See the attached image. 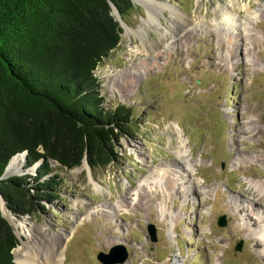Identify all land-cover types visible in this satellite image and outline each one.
<instances>
[{
  "label": "rangeland",
  "instance_id": "obj_1",
  "mask_svg": "<svg viewBox=\"0 0 264 264\" xmlns=\"http://www.w3.org/2000/svg\"><path fill=\"white\" fill-rule=\"evenodd\" d=\"M153 2L172 6L146 9L132 0L118 45L94 70L104 105L129 107L135 130L120 137V156L105 167L85 159L72 169L57 166L52 201L26 214L0 207L19 238L15 264H40L45 254L39 249L35 263L33 250L61 232L71 233L62 264H103L97 253L117 244L127 257L114 264H264L260 231L251 242L243 229L253 227L236 210L252 208L242 191L253 193L264 178V1ZM241 3L256 10L246 24ZM220 6L240 15L221 21ZM18 157L6 176L34 174L39 161L23 171ZM163 202L172 212L166 218L158 211ZM254 210L264 217V204Z\"/></svg>",
  "mask_w": 264,
  "mask_h": 264
},
{
  "label": "trees",
  "instance_id": "obj_2",
  "mask_svg": "<svg viewBox=\"0 0 264 264\" xmlns=\"http://www.w3.org/2000/svg\"><path fill=\"white\" fill-rule=\"evenodd\" d=\"M110 3L121 17L133 8L131 0H0V176L19 153L23 171L39 161L34 174L0 180L15 213L57 198L58 167L117 160L118 140L135 130L129 107L104 105L94 74L120 40ZM18 244L0 211V264H15Z\"/></svg>",
  "mask_w": 264,
  "mask_h": 264
},
{
  "label": "bare ground",
  "instance_id": "obj_3",
  "mask_svg": "<svg viewBox=\"0 0 264 264\" xmlns=\"http://www.w3.org/2000/svg\"><path fill=\"white\" fill-rule=\"evenodd\" d=\"M133 1L135 3H143L145 5L146 9H149V5H151V4H161V6L164 7V8H167V7H171L172 6V5L171 6L170 5H165L164 3H161V2H159V3L156 2L155 3V2H153V0H133ZM258 6H260L262 8V12H264V2L263 3H259ZM236 8H238V7H236ZM239 8H244L245 9L246 19H244V20H245V24H246L247 18H252L251 16L249 17L248 14L252 13V11L254 13L256 10H251L250 9L251 8V5L245 4V3H244V5L241 3V5L239 6ZM219 9H220L221 17H222V18H220V17L219 18H220L221 21H224L226 23L234 22V20H235V17L234 16L237 15V14L240 15V13H239L240 11H234L233 12L228 7H222V6H220ZM171 10H172V8H171ZM154 18L155 17L153 16V13L152 12H148V19L150 21H153ZM214 21H216V19ZM221 21L218 20L217 23H219V22L221 23ZM230 25H232V24H230ZM244 28L246 29L245 30L246 36H249V37L251 35L253 37L256 36L255 33H252L251 32V30H253V29L249 30L247 27H244ZM139 30H142V28H140ZM234 48L235 47H233V50H234ZM18 155H21V154L15 155V157L11 158L12 160H10V162H9L13 169L17 168L19 166V164H21ZM12 171H15V170H12ZM251 176L252 177H257V176H254V175H251ZM242 194L243 195H247L248 194L251 197V199H253L252 200V203H251L252 208L251 207H248V206H246V205L243 204L242 206L237 207V209H236L240 214L244 213V215L248 219L249 224L253 227V228H251L249 225H247L243 229V232H247V234L250 236V237H248V238H250V241L255 243V241H254L255 239L253 238L252 235L254 234V231L255 232L257 231V233H258V231H260L258 234H260V238L261 239H259V241L256 240V244H258L259 246H261L263 248V250H264V217H260V211H259V213H257L256 211H258V210H256V211L254 210V209H257V206L258 205L264 204V178L255 184V191L253 193L252 192H249L248 193V192L242 191ZM3 205H4V201L0 197V207L3 208ZM158 207H159L158 208L159 215L162 218H166L167 215H169V213L170 214L172 213L171 211H167V207H166V205H165L164 202L162 204L158 205ZM4 212H5V210H4ZM107 212H109V211H107ZM234 218L237 219V217H234ZM70 234H65L64 232H61L59 234L46 235V237L48 238L47 246L44 248V246L42 245V246H40L37 249V251H34L33 250V260H34L33 262L37 263V261H38L37 259L40 258L38 256V251H39V249H41L44 252L45 256L43 257V260L41 262H38V263H40V264H62V262H63V256H64L65 245H66L67 240L69 239Z\"/></svg>",
  "mask_w": 264,
  "mask_h": 264
},
{
  "label": "water",
  "instance_id": "obj_4",
  "mask_svg": "<svg viewBox=\"0 0 264 264\" xmlns=\"http://www.w3.org/2000/svg\"><path fill=\"white\" fill-rule=\"evenodd\" d=\"M110 4H111V8H112V14L114 15L115 19L118 21L120 27H123V23L124 22H123V20H122V18L120 16V14L118 13V10H117L116 6L113 3H110ZM263 87H264V82H263ZM19 154H21V155L24 156L25 155V152H22V153H19ZM6 177L7 176H6V168H5V170L3 171V174L0 176V180L1 179H4ZM0 197L2 198V200L4 201V204L6 206V201L4 200L3 196L1 195V193H0ZM6 208H8L9 210H11L8 206H6ZM2 215H3V213H2ZM7 221H8V219H7ZM225 224H226L225 217L223 215L219 216L218 219H217V225L224 226ZM147 232L149 234L150 240L151 241H155L156 240V237H155V227H154V225L152 223L148 224V226H147ZM240 248H241V241L235 246V249H238L239 250ZM126 257H127V252H126L124 246L121 245V244H117V245H114V246L110 247L109 248V251L107 253L102 252V251H99L97 253V255H96V258L100 262H102L103 264L121 263V262H123L126 259Z\"/></svg>",
  "mask_w": 264,
  "mask_h": 264
}]
</instances>
